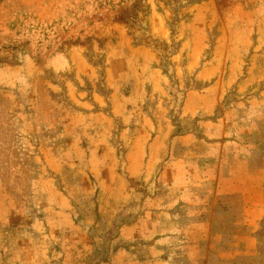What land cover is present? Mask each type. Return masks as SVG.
I'll return each mask as SVG.
<instances>
[{"label": "rangeland", "instance_id": "rangeland-1", "mask_svg": "<svg viewBox=\"0 0 264 264\" xmlns=\"http://www.w3.org/2000/svg\"><path fill=\"white\" fill-rule=\"evenodd\" d=\"M143 261L264 264V0H0V264Z\"/></svg>", "mask_w": 264, "mask_h": 264}, {"label": "crops", "instance_id": "crops-1", "mask_svg": "<svg viewBox=\"0 0 264 264\" xmlns=\"http://www.w3.org/2000/svg\"><path fill=\"white\" fill-rule=\"evenodd\" d=\"M241 197V196H240ZM239 199H241V198H239ZM241 203H242V205H241V208L242 209H246L247 207H245V205H244V202L242 201V199H241ZM245 207V208H244ZM250 208H252V207H249L248 209H250ZM130 227V226H129ZM121 237H123V235L121 234ZM123 241H126V242H128V243H135L136 242V240H137V237H135V235H130V236H125V237H123V239H122ZM169 250H170V247H169ZM125 251V250H124ZM131 255H133V253H131ZM146 263V261H143L142 262V264H145Z\"/></svg>", "mask_w": 264, "mask_h": 264}]
</instances>
